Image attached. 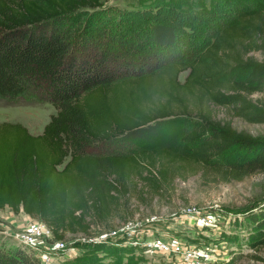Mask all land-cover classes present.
<instances>
[{
  "label": "trees",
  "instance_id": "16d2710c",
  "mask_svg": "<svg viewBox=\"0 0 264 264\" xmlns=\"http://www.w3.org/2000/svg\"><path fill=\"white\" fill-rule=\"evenodd\" d=\"M165 1L167 9L174 0ZM106 2L0 0V98L50 101L57 108L40 134L22 122H0V208L39 218L60 240L68 232L89 233L93 222L108 225L130 214L136 177L158 189L184 166H203L226 181L264 172V138L216 120L204 108L225 104L247 121L264 122V103L251 96L264 90V60L252 54L264 49V10L226 2V12L215 10L207 36H198V26L153 12L137 29L133 22L121 24L123 33L111 37V31L99 35L113 11ZM198 2L202 13L221 9L216 0ZM85 8L87 16L65 20ZM179 117L186 122L169 141L95 149L119 139L153 141ZM247 218L254 245L264 244V205ZM82 247L62 264L139 263V254L124 244ZM0 264L41 260L0 232Z\"/></svg>",
  "mask_w": 264,
  "mask_h": 264
},
{
  "label": "rangeland",
  "instance_id": "374dc122",
  "mask_svg": "<svg viewBox=\"0 0 264 264\" xmlns=\"http://www.w3.org/2000/svg\"><path fill=\"white\" fill-rule=\"evenodd\" d=\"M216 1L221 9L213 7V14L202 13L203 7L196 10L198 0H174L167 9L165 5L170 3L165 0H143L138 6H134L133 0H107L106 4L112 6L113 11L111 17L103 21L108 30L99 35H109L107 31H111L110 35L114 37V34L123 33L118 29L119 25L131 26L132 22L135 23L133 30L137 29L136 24L152 17L153 12H159L170 20L174 19L180 26L184 23L198 26V36H207L211 29L210 22L215 16L218 17L215 10L221 14L226 12L227 9L222 8L226 2L234 8L244 2L264 10V0ZM87 12L90 10L85 8L76 16L64 17L67 22H73L83 14L87 16ZM113 13L117 15L115 19ZM101 23L98 21V24ZM185 29L190 31L193 28L186 26ZM252 54L264 60V49L255 50ZM187 73L188 70L180 74L182 80ZM251 96L264 103V90L256 91ZM204 108L211 112L214 119L230 121L237 130L264 138V122L247 121L235 115L232 107L225 104L206 103ZM56 111V106L50 101L0 98V122H22L35 134L43 131L51 114ZM186 118L170 121L153 141L119 139L100 142L95 149L108 152L135 146L152 147L178 137ZM135 180L137 187L132 188L127 200L130 214L118 215L108 225L93 222L89 233L68 232L64 239H56L44 221L24 211L15 212L8 205L0 208V232L33 250L40 257L41 264H62L84 252L82 246L86 243H115L124 244L129 250L134 248L139 254L138 264H178L181 252L172 247L165 250L157 245L149 246L155 240H162L171 246L209 244L222 257L217 264H264V244L254 245L250 230L245 225L247 215L264 205V172L252 173L241 180L226 181L218 179L215 173L203 166H184L173 180L158 189L144 184V180L137 177ZM23 236L27 241L21 240ZM99 256L109 259L111 254L101 251Z\"/></svg>",
  "mask_w": 264,
  "mask_h": 264
},
{
  "label": "built area",
  "instance_id": "2783aa9c",
  "mask_svg": "<svg viewBox=\"0 0 264 264\" xmlns=\"http://www.w3.org/2000/svg\"><path fill=\"white\" fill-rule=\"evenodd\" d=\"M34 224V223H33ZM35 230L38 231V228L35 227ZM28 236V235H24ZM23 236V237H24ZM23 241H27V238L21 239ZM159 246L165 250L169 249L172 247L173 249L181 252V257L178 260V264H217L220 262L222 257L218 256L215 253V250L211 247L209 244L204 245H181V244H176L174 246H171L162 240H155L149 246Z\"/></svg>",
  "mask_w": 264,
  "mask_h": 264
},
{
  "label": "crops",
  "instance_id": "0c3cea01",
  "mask_svg": "<svg viewBox=\"0 0 264 264\" xmlns=\"http://www.w3.org/2000/svg\"><path fill=\"white\" fill-rule=\"evenodd\" d=\"M43 130H44V129H43ZM42 132H43V131H42ZM42 132H41V133H42ZM33 134H35V133H33ZM38 134H40V133H38Z\"/></svg>",
  "mask_w": 264,
  "mask_h": 264
}]
</instances>
